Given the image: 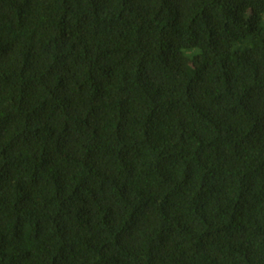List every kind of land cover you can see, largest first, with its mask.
Returning a JSON list of instances; mask_svg holds the SVG:
<instances>
[{
    "label": "trees",
    "instance_id": "obj_1",
    "mask_svg": "<svg viewBox=\"0 0 264 264\" xmlns=\"http://www.w3.org/2000/svg\"><path fill=\"white\" fill-rule=\"evenodd\" d=\"M0 264H264V0H0Z\"/></svg>",
    "mask_w": 264,
    "mask_h": 264
}]
</instances>
